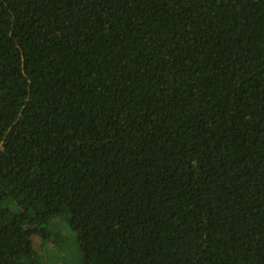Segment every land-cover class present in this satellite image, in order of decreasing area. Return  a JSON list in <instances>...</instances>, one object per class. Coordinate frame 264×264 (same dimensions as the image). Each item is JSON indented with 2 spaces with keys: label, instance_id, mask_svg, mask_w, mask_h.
I'll use <instances>...</instances> for the list:
<instances>
[{
  "label": "trees",
  "instance_id": "obj_1",
  "mask_svg": "<svg viewBox=\"0 0 264 264\" xmlns=\"http://www.w3.org/2000/svg\"><path fill=\"white\" fill-rule=\"evenodd\" d=\"M56 225L75 264H264V0H0V264H61Z\"/></svg>",
  "mask_w": 264,
  "mask_h": 264
},
{
  "label": "rangeland",
  "instance_id": "obj_2",
  "mask_svg": "<svg viewBox=\"0 0 264 264\" xmlns=\"http://www.w3.org/2000/svg\"><path fill=\"white\" fill-rule=\"evenodd\" d=\"M68 241V244L71 246V252L75 255V242L69 232H62V229L59 225L54 226L52 229V240L51 244H53L58 252H53L51 255V261L60 263L61 264H75L73 260H69L68 256L66 255L64 251V245L65 242ZM60 254L62 255L60 258Z\"/></svg>",
  "mask_w": 264,
  "mask_h": 264
}]
</instances>
